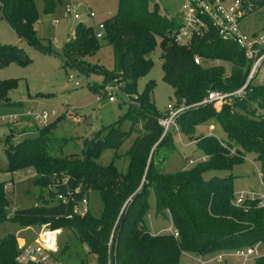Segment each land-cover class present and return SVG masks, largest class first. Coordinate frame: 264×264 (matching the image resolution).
Wrapping results in <instances>:
<instances>
[{"label":"trees","instance_id":"obj_1","mask_svg":"<svg viewBox=\"0 0 264 264\" xmlns=\"http://www.w3.org/2000/svg\"><path fill=\"white\" fill-rule=\"evenodd\" d=\"M242 1L245 14L263 3L262 0ZM55 2L42 0V13H52ZM150 3V0H117L116 12L101 22V39L95 38L94 26L78 22L72 25L70 37L56 53L49 41L43 43L36 36L33 25L39 15L33 0H0L1 19L21 43L40 54L56 56L64 70L86 77L101 76V85L93 87L95 91L113 80L120 83V94L129 97L126 101L135 102L134 106L126 108L130 129L139 125L128 151L122 157L113 156L107 166L98 163L99 156L105 148H114L126 137L115 125L80 137L78 152L65 155L62 149L67 139L47 133L61 116L44 128H21L14 133L9 127L3 141L5 173L30 171L39 194L34 206L7 212L5 207L10 203L4 200V183L0 182V225L8 222L19 230L44 224L51 229H69L76 243L83 246L85 253L91 254L97 264H106V243L110 235L113 264H179L183 253L207 257L258 242L264 244V209H255L251 203L241 208L232 205L234 177L229 173L233 166L242 162L244 154L252 153L264 183V84L249 86L250 94L234 101L239 111L225 106L215 112L211 104L199 105L207 92H230L240 87L249 64L236 45L222 41L209 25L207 32L192 37L188 46L177 45L172 35L179 27V20L160 16L155 6L148 10ZM100 41L111 48L110 70L92 61ZM155 47L160 52L161 80L171 87L175 103L193 107L176 118L179 134L193 143L205 158L173 174L164 173L163 159L159 156L174 134L162 136L156 123L162 115L152 104L153 83L148 81L140 93L136 91L137 81L152 67L147 56ZM195 56L227 62L230 65L228 75L224 76V68L219 64L208 67L194 64ZM28 62L21 48L0 44V69L11 64L25 66ZM14 86L13 80L0 81L1 106L21 107L19 101L2 100ZM248 102L256 105L258 114L249 110ZM211 120L220 125L225 142L216 140L211 134H194L195 125ZM24 133L30 135L16 139ZM230 147L235 149L236 155L228 154ZM118 159L125 161L124 168L119 170L113 164ZM208 173L211 175L204 178ZM89 192H96L101 201L102 212L98 218L88 212L83 216L73 214L72 207L56 200L60 195L77 203ZM150 192L154 198V214L168 218L171 229L177 233L175 239L169 234L149 233L145 221ZM65 248L58 251V259L64 256ZM16 255L15 235L2 236L0 264H18ZM66 261L67 258L64 263ZM79 264H85L83 258ZM253 264H264V259Z\"/></svg>","mask_w":264,"mask_h":264},{"label":"rangeland","instance_id":"obj_2","mask_svg":"<svg viewBox=\"0 0 264 264\" xmlns=\"http://www.w3.org/2000/svg\"><path fill=\"white\" fill-rule=\"evenodd\" d=\"M262 1L263 3H261L256 10L246 14V17L241 23V27H243L246 33L253 29L257 31V33L264 34V0ZM33 3L39 15L37 22L33 25L36 36L37 38L42 39L43 43L49 41L51 48L56 53L60 52L64 40L70 37L72 25L82 22L85 25L96 26L98 23H101L103 20L113 15L117 8V0H56L52 13L43 14L42 0H33ZM68 4H78L81 6L78 11L80 18L79 21L73 22L71 19L65 18L64 6ZM84 7L88 8L93 13L94 17L92 19L84 17ZM161 8L163 9L164 6H161ZM164 9L167 10L165 15L172 14L175 11V6H172V10L169 7ZM172 15L176 16L177 11ZM54 21L56 23L52 25ZM189 42L190 41L186 42L182 46H188ZM0 44L21 48L29 59L28 64L25 66L11 64L0 69V81L13 80L15 84L14 88L9 91L7 96L2 100L17 102L21 99L23 100V109L26 110L30 109L39 112L42 110H52L55 113V116L51 117L49 122L54 121L61 116L57 119V122L47 130V133L51 137L67 139V143L62 149V155L77 153L81 140L80 137L84 138V136H89L95 130L112 125H115L120 132L125 133L126 137L123 142L116 145L114 148H105L99 156L98 163L102 166H107L111 162L113 156L122 157L128 151L129 146L137 136V130H139V125L134 126L131 130L130 123L127 117H125L127 106H132V104L131 102L126 101L121 94L115 96L114 102L112 103H109L106 100H102L99 103L94 102V97L98 91H95L93 87H99L101 85V76L90 75L88 76L90 86L82 84L80 87L74 88L66 81V74L71 73V71L62 69L61 63L56 56L40 54L28 47L24 42H17L14 35L2 21L1 15ZM159 55V49L158 47H155L147 56L152 63V67L144 77L137 81L136 91L137 93H140L145 83L151 81L153 83L151 96L153 107L158 114L163 115L167 104L176 107V103L171 87L163 83L161 80L162 72ZM93 58L94 60L92 61H97L104 69L110 70L112 68L111 48L103 42H99V47ZM193 63L196 65L200 64L202 67H208L215 64L214 61L200 59L197 56L193 58ZM216 64H219L224 68V76L228 75L230 65L227 62L216 61ZM77 79L79 78L77 77L76 80ZM263 84L264 61L259 66L256 74L252 76L249 86ZM245 104H247V102ZM211 106L215 112L220 111V109L225 106L229 108V110L239 111V107L234 102ZM248 106L249 110L253 109L255 110V113L258 114L259 111L255 104L248 102ZM190 108L193 107H187L185 110ZM15 110L16 109L0 105V114L14 112ZM64 112L67 113V116L62 115ZM75 119L77 121H75ZM195 126V135L207 136V128L209 127L212 137L220 142L226 141L225 134L220 125L214 120H211L204 125ZM21 128L22 127L20 126L11 127L14 133H18ZM8 130L9 127H0V182L4 183V200L10 203L9 206L5 207V210L11 212L12 210H24L34 206L39 194V189L33 185V177L30 171H17L11 175L5 173L6 161L3 154V141L8 134ZM29 135V133H26L17 136L16 139L20 140ZM168 139L170 140L169 135ZM166 149L171 151L165 153ZM159 156L163 159L162 168L164 173L173 174L184 167L187 160L190 159L195 161L199 159L202 154L195 148L193 143H190L188 139L179 134L177 137L175 135L172 136L171 141L160 150ZM113 164L117 170H119L124 168L125 161L123 159H118L113 161ZM258 172L259 165L255 160V155L252 153L244 154L242 162L239 165L233 166L229 171L234 177L232 180L234 192L246 190L261 191L262 187L257 178ZM225 174L226 173H224V175ZM210 175V173L204 174L203 177L208 178ZM10 178H12V180L9 182L10 184L8 186L6 182ZM41 193L42 197H45V191H42ZM86 202L89 215L98 218L102 212L101 201L98 194L96 192H89L86 196ZM147 204V216L149 219H147L146 216L145 224L148 226V223H150L153 228L149 229V231H155L158 224L161 228H170L168 220H161L155 217L154 198L151 192L149 193ZM48 228L51 230L49 225ZM57 230H60L55 236V245L58 251H61L66 247L64 256L62 255L63 258L59 257L63 264H79V260L82 258L84 259L85 264H97L95 258L91 254L85 253V248L76 243L78 241L74 240V236L69 229L59 228ZM37 231V227H29L19 230L10 223L5 222L0 225V238L6 234H14L16 237V244L19 243L17 239L29 242L33 240ZM42 234L45 236L46 242L51 240V237H49L47 233ZM66 258L67 261L64 263ZM237 263L236 260L227 261V264ZM179 264L196 263L187 258L183 253L179 258Z\"/></svg>","mask_w":264,"mask_h":264},{"label":"built area","instance_id":"obj_3","mask_svg":"<svg viewBox=\"0 0 264 264\" xmlns=\"http://www.w3.org/2000/svg\"><path fill=\"white\" fill-rule=\"evenodd\" d=\"M78 4H68L64 6L65 18L71 19L73 22L80 20ZM84 9V17L92 19L93 13L86 7ZM246 16L242 0H184L181 5V13L179 17V27L173 33V42L177 45H184L190 41L192 37L201 36L207 32L208 25L213 29L218 38L222 41L233 43L242 52L243 58L249 64L246 77L237 89L230 92L211 91L207 92L206 97L198 104L221 105L229 104L235 100H242L247 94H250L249 83L252 76L256 74L259 64L264 60V34L247 35L241 29L240 23ZM56 22L54 21L52 25ZM82 23V22H81ZM74 24V23H73ZM95 27L94 36L96 39H101L103 33V25L98 23ZM71 33V31H70ZM216 64V62H215ZM79 78L76 80V78ZM67 83L74 88L80 87L82 84H89L88 77L71 72L66 74ZM121 84L113 80L111 83L103 85L94 97V102L99 103L106 100L109 103L114 102V97L119 95ZM124 99L129 97L123 95ZM135 100V97L132 98ZM132 106L135 105L134 101ZM185 109L186 106L182 102L176 103L175 106L166 105L163 115L156 119L157 125L162 130V136L167 133H173L176 137L179 136V130L176 126L175 120ZM62 115L67 116L64 112ZM55 113L50 110L33 111L26 109H16L14 112L0 114V127H15L22 128H44L49 123V119L54 117ZM75 121H77L75 119ZM208 135H210V128L208 127ZM25 134V133H24ZM23 135V134H22ZM20 136V135H18ZM17 137V136H16ZM229 155H236L233 147L227 148ZM204 157L192 161L187 160L186 165L182 167L183 170L189 168L197 162L204 161ZM259 184L262 187L261 191L246 190L233 193L232 205L237 208L245 205L253 204L255 209H264V183L261 180V174L257 173ZM8 186L10 183H7ZM78 190L75 189L74 193ZM56 200L62 205L72 207V213L83 216L88 212L86 196L83 195L81 199L74 203L67 201L62 196L58 195ZM148 219V216H147ZM31 241L17 240L16 244L17 255L15 261L18 264H63L58 258V249L55 245V236L60 230H50L48 225H41ZM42 233H47L51 237L50 241H45V236ZM164 234L171 235L174 239L177 233L168 228L163 230ZM151 234V233H150ZM154 235V234H151ZM112 235L109 236L106 243L107 261L109 264L108 251L112 245ZM185 256L193 260L196 264H227V261L236 260L237 264H253L254 261L264 259V244L258 242L252 246L237 248L229 251H221L207 257L185 254Z\"/></svg>","mask_w":264,"mask_h":264},{"label":"crops","instance_id":"obj_4","mask_svg":"<svg viewBox=\"0 0 264 264\" xmlns=\"http://www.w3.org/2000/svg\"><path fill=\"white\" fill-rule=\"evenodd\" d=\"M151 1V3H150V5L148 6V10H151V8H152V6H155L156 8H157V12H158V14L160 15V16H162V17H164V18H166V19H175V20H179V17H180V13H181V5H182V3H183V1L184 0H150ZM161 6H164V8H166V7H169V8H171V10H172V6H175V11H177V15L175 16H173L172 14H174V12L172 13V14H168V15H165L166 13H167V10L166 9H162L161 8ZM172 15V16H171ZM178 16V17H177ZM246 17V16H245ZM244 17V18H245ZM244 18L242 19V21H241V23L243 22V20H244ZM241 23H240V26H241ZM241 29L243 30V32H245L246 33V31H244V29H243V27H241ZM10 31V30H9ZM11 32V31H10ZM12 33V32H11ZM36 33V32H35ZM13 34V33H12ZM247 35H259L260 33H257V31H255V30H253V29H251L250 30V32H248V33H246ZM14 35V34H13ZM14 37H15V35H14ZM15 39L17 40V42H19V43H21L16 37H15ZM19 102H21V107H19V108H17V109H23V106H22V102H23V100H21V99H19L18 100ZM10 102H14V101H10ZM155 216V215H154ZM156 218H158V219H163V218H161V217H157V216H155ZM148 219H149V217H148ZM163 220H168V218H165V219H163ZM169 221V220H168ZM169 227L171 228V225H170V221H169ZM147 228H148V231H149V229H151L152 227H151V225H150V223H148V226H147ZM153 229V228H152ZM166 229H168V228H161L160 227V225L158 224L157 226H156V230L154 231V230H150L149 232L151 233V234H161V233H163V230H166ZM17 240H20V239H17Z\"/></svg>","mask_w":264,"mask_h":264},{"label":"water","instance_id":"obj_5","mask_svg":"<svg viewBox=\"0 0 264 264\" xmlns=\"http://www.w3.org/2000/svg\"><path fill=\"white\" fill-rule=\"evenodd\" d=\"M263 61H264V60H262V61L260 62L259 65H261V63H262ZM108 259H109V264H113L111 249L108 251Z\"/></svg>","mask_w":264,"mask_h":264}]
</instances>
